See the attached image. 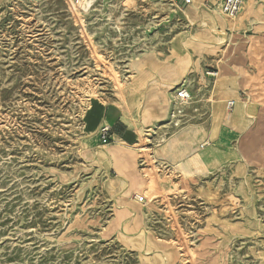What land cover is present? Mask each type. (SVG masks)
<instances>
[{
  "label": "rangeland",
  "instance_id": "1",
  "mask_svg": "<svg viewBox=\"0 0 264 264\" xmlns=\"http://www.w3.org/2000/svg\"><path fill=\"white\" fill-rule=\"evenodd\" d=\"M216 3L0 0V264H264V0L234 30ZM181 81L192 100L178 114L162 82ZM95 102L145 135L128 175L86 129ZM251 102L261 136L244 135L238 159L183 175L153 154L171 114L191 129L239 107L253 119Z\"/></svg>",
  "mask_w": 264,
  "mask_h": 264
},
{
  "label": "crops",
  "instance_id": "2",
  "mask_svg": "<svg viewBox=\"0 0 264 264\" xmlns=\"http://www.w3.org/2000/svg\"><path fill=\"white\" fill-rule=\"evenodd\" d=\"M218 2L219 0H217L214 6L217 5ZM236 102L237 101H235V105ZM234 107L232 109H234ZM125 109L129 112L133 111L127 107H125ZM219 115L220 119L216 122L213 123L211 116L208 122L206 121L199 125L202 129L200 130L202 131V136L197 143L198 148L210 147L214 151L227 154L235 152L240 153L236 148L238 143L242 141L243 136L251 133L252 128H255L256 132L259 134L257 129L260 123L255 117L252 119L245 109L243 110L239 107L238 110L230 114L227 119L225 113ZM103 124H108L112 130L113 142L108 146H104V155L111 167V172L116 178L119 177V173L128 175L138 168V156L133 146H139L145 135L141 134L137 127H133L129 124L128 117L122 107L115 104L105 105L101 102L92 103L85 115L86 129L92 132L93 135H90L92 138H94L95 134L99 133L100 127ZM142 125V128L146 129L143 123Z\"/></svg>",
  "mask_w": 264,
  "mask_h": 264
},
{
  "label": "bare ground",
  "instance_id": "3",
  "mask_svg": "<svg viewBox=\"0 0 264 264\" xmlns=\"http://www.w3.org/2000/svg\"><path fill=\"white\" fill-rule=\"evenodd\" d=\"M253 5H254V0H244L241 12L235 18H233V20L231 22H229L227 24L228 27L231 30H234L238 25H240L244 21L246 16L251 14V12L253 10ZM233 42H234L233 35H231L229 37V39L226 41L225 45L223 47H220L217 54L213 57V59H214L213 62L217 66V69L220 71V74H217V79H216L215 83H218L221 80H225V78H227V76H228L225 69L223 70V67L224 68L227 67V66L225 67L223 65V60H224V58H227L226 55H227L230 47L233 45ZM165 72H167L166 69L162 73L164 74ZM182 72H184V70L181 66L180 67H173V73L171 76H179L182 74ZM187 78L188 77L184 78V80ZM142 82H143V80L140 81L141 84H142ZM183 83H184V81H181L180 83L175 84L173 86L174 88L172 87L171 89H168L169 84L167 82H162V85H164V87H166V88L168 87L167 88V90H168L167 95L165 96V98H166V100H167V98H169L171 100L169 103L167 101V104L170 107V109L173 106V104H172V99L170 98L169 94L174 95V94H172V91H174L178 87L183 86ZM177 104H178L177 105L178 107H176L175 109H176L178 114H182L183 111L181 110V108H182L183 104H179V103H177ZM188 105H189V103L187 104V106ZM247 108L249 110L248 112H250L254 116L256 114V116H255L256 120L259 123H261L262 120L258 118V117H261V114H260V112L256 113L257 109H255L253 102L249 103ZM216 109H217L216 112H218L219 107L217 108V106H216ZM168 113H170V112H168ZM219 114H221V113H219ZM170 117L173 118L174 128H176V129L174 130L173 134L170 137H167L162 141V144L160 145L159 150L153 152V154L155 156H158V157L166 158L168 163L174 165L176 167V169L180 170V172L183 175L189 173L192 170L193 166L199 165L201 163L205 165V168H208L209 166L216 167V166H219L225 162L224 158H226V159H228V161H230V160L238 159L240 157L241 153H238V152L227 154V153H221L218 151H214L210 147H207V150L211 151L213 156L210 158H208V157L204 158V156H206V154H207L206 151H202V148L200 149L197 146V143L201 139V136H202V134H201L202 131H200V130H202L201 127H199V125H198L197 127L191 128V129H183V128L179 129V128H181L182 120L176 119V117H177L176 114H171ZM163 127L164 126L159 125V128H163ZM194 130H196V131H194ZM262 141L264 144V138H262ZM135 147H137V146H134L133 148H135ZM259 159L261 160V162L264 163V151H263V153H261L259 155ZM200 169H202V168H199V170ZM141 182H142V180H141ZM122 183L125 184V181H122ZM143 183L144 182H142V184ZM164 183L160 184V186H159V188L161 190H166V188L168 187V182H167V184L166 183L164 184ZM133 190H134V188H133ZM138 190L139 189L137 187V192H138ZM143 190H145V189L143 188ZM137 198L140 199V198H144V197L138 196Z\"/></svg>",
  "mask_w": 264,
  "mask_h": 264
},
{
  "label": "built area",
  "instance_id": "4",
  "mask_svg": "<svg viewBox=\"0 0 264 264\" xmlns=\"http://www.w3.org/2000/svg\"><path fill=\"white\" fill-rule=\"evenodd\" d=\"M185 6L193 5L194 0H182ZM244 0H219L218 4L215 5L214 10L221 14L227 19L235 18L242 10ZM212 8V6H211ZM174 100L179 104H188L192 100V94L188 88L183 85L175 89ZM235 105V101H230L228 103V109H232ZM99 140L103 146H108L113 142L112 140V130L108 124H103L99 130ZM144 198H140L139 202L143 203Z\"/></svg>",
  "mask_w": 264,
  "mask_h": 264
}]
</instances>
